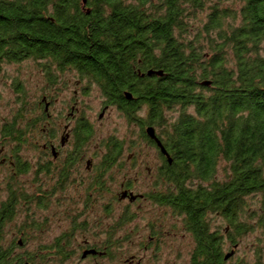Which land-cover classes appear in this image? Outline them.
Masks as SVG:
<instances>
[{
    "label": "trees",
    "instance_id": "16d2710c",
    "mask_svg": "<svg viewBox=\"0 0 264 264\" xmlns=\"http://www.w3.org/2000/svg\"><path fill=\"white\" fill-rule=\"evenodd\" d=\"M26 59L75 70L98 89L103 109L114 107L136 126L134 136L127 130L101 138L103 171L126 174L124 152L134 164L142 145L156 151L148 194L191 235L189 264H244L231 261L234 251L225 259L224 248L255 229L264 233V198L255 210L249 201L264 193V0H0V72ZM151 69L163 74L147 75ZM51 78L43 94L53 102L59 83ZM43 99L31 108L22 97L13 119L0 121V151L8 150L0 166L11 169L0 182V264L64 263L74 256L71 236L89 231L74 220L61 237L26 249L38 239L32 231L44 230L34 214L48 209L51 193L12 181L26 171V138L42 137ZM82 117L73 132L80 154L95 136ZM131 218L123 210L106 231L111 260L119 247L114 235ZM262 252L255 264H263Z\"/></svg>",
    "mask_w": 264,
    "mask_h": 264
},
{
    "label": "rangeland",
    "instance_id": "374dc122",
    "mask_svg": "<svg viewBox=\"0 0 264 264\" xmlns=\"http://www.w3.org/2000/svg\"><path fill=\"white\" fill-rule=\"evenodd\" d=\"M42 64H48L51 68L49 76H47L46 71L42 70ZM3 70L0 72V121H11L13 117L17 114L20 109V100L25 98L26 102H30L31 108H36L34 102L38 101L43 94V89H45L48 83L52 82L49 77L56 78L53 83L64 82L66 84V89L61 93V101L67 102L73 95L78 98L79 106L82 108L80 114L87 116L89 121L93 124L95 136L94 141L90 147H87V155H91L94 152L101 153L99 149V143L101 138L108 136L115 132L118 136L124 134L127 130L132 132V135L136 133V126H127L126 120L121 116L120 112L114 107H109L105 109L103 116L99 118L100 113H102V99L98 89L95 86H88L79 81L78 87L75 82L79 79L77 76H74L71 71L59 72L56 67L49 63V61H44V63L38 62L34 59H26L18 63H11L9 65L2 66ZM77 90L76 94H73L74 90ZM27 105V103H26ZM58 107H62L60 103H55L50 105L49 110L54 115ZM39 112V110H38ZM139 150L138 161H134L135 166L138 167L145 165V167L153 170L160 164L159 157L156 151L149 147L148 145H142V147L137 148ZM40 151L33 150L30 152L27 150V162L29 163V169L27 173H20L19 176H15V180L12 181L13 187L19 186L20 183L23 185L24 189L27 192H30L35 188H44L48 187L52 189L56 183L53 178L45 176L40 171L39 166H42L43 161L39 158ZM127 155V152H124V157ZM23 158V153H21ZM132 162L124 163V167L129 168L126 174L121 173L118 170H114V179H110V191L105 198V201L112 199L111 207L113 208L114 213H119L127 205V201L117 202L114 200V194L119 190V183L123 180L136 178L137 183L133 187L135 192H143L146 190L145 185L148 182V178L144 173H138L139 170L137 167L131 168ZM11 169L9 164L0 166V182L5 183L6 179L9 176ZM152 173V172H151ZM43 176V177H41ZM133 186V185H132ZM71 194V191H70ZM4 196V191H1V197ZM264 198V193H259L253 195L249 198L252 209H257L260 205L261 200ZM49 207L46 211L34 214V218L37 222H44L42 232L37 234V231H32V234H36L37 240L35 238L31 240L26 249L33 251L34 247L39 243H49L53 238L59 235L64 230H68L71 226L73 220L71 218L67 219L65 214L62 213V210L59 208L62 204L61 194H57L55 200H51ZM104 204V199L102 201ZM101 206L95 205V208H90L87 211V214L84 215L80 220L77 219V222H83L84 225H87L88 232H78L76 235L77 239L74 244V250L77 249L78 244H81L83 235H90L93 230L92 224L97 223L99 219H103V215L100 211ZM130 211L138 210L137 217L133 222L126 226L123 230L117 232V234L128 235L130 240L127 242L121 243V250L117 254H114L115 258H105L101 260V264H125L124 260L129 255H135L141 257L140 264H189V255L193 240L190 234L185 233L184 230L179 226L177 230L173 229L167 224H170L171 217L167 213L168 209L164 207L151 206L150 203H144L140 208L137 205L130 207ZM71 211V210H69ZM71 215V214H70ZM114 216V215H113ZM157 217H160L164 220L166 224H163V230H168L170 233L166 234L164 231L163 236L157 244L152 245L151 248L144 250L142 249V244L145 242L148 228L146 225ZM221 223V219H219ZM95 231V229L93 230ZM222 231V230H221ZM224 233V232H223ZM116 234V235H117ZM145 234L144 237L142 235ZM104 239V236L101 237ZM234 251V255L231 261H236L237 259L242 258L244 264H255L256 263V250H262L261 261L264 264V233L261 234L259 229H255L250 232L244 238H242L237 246L224 248L225 252ZM19 251H22L19 250ZM80 250H76V253ZM75 255L65 261L64 263H58L54 261H49L47 264H93L91 260H82L79 259V255ZM39 264V263H38Z\"/></svg>",
    "mask_w": 264,
    "mask_h": 264
},
{
    "label": "flooded vegetation",
    "instance_id": "af4514ba",
    "mask_svg": "<svg viewBox=\"0 0 264 264\" xmlns=\"http://www.w3.org/2000/svg\"><path fill=\"white\" fill-rule=\"evenodd\" d=\"M57 70L61 73L62 70ZM71 71L74 76L78 77V74L75 70H66ZM45 72V71H44ZM47 76L49 74L46 72ZM76 86L79 85V79L75 82ZM48 87V86H47ZM58 90L56 91V97L53 102L49 101L46 94H41L44 98V107L43 111H45L46 118L42 120L41 124V138L39 139H29L24 141V147L21 150L23 153V160L25 162L27 173V150L32 152L33 150H39L41 158L43 161L42 167L40 168V172L45 176H49L55 180L54 187L52 189L47 186L44 187L45 191L51 193V200H55L57 194H61L62 204L59 205L62 213L65 214L64 217L67 219L71 218V220H77L78 213L80 211L84 212V215L87 214V211L90 208L94 209L95 205L101 206L99 209L103 215V219L97 220V223L92 224L93 230L90 235H83L81 244H78L76 250H80V255L85 250H93L86 255L82 260H91L93 264H101V260L108 258L107 253V243L109 237L106 235V231L111 225L117 221L116 218L121 216V210L119 213H114L113 208L111 207L112 199L105 201V198L110 191V179L111 178V168H108L106 171H103L104 164H101L104 156L100 154H95V152L91 155H87V149H83V154H80L79 150V140L77 137H74V129L79 127V122L81 117H85L87 123L93 127V124L89 121L87 116L81 115L78 98L73 95L67 102L61 101L62 92L66 89V84L64 82H59ZM45 92V90H43ZM43 92V93H44ZM77 90L75 89L73 94H76ZM55 103H60L62 107H58L56 113L53 115L49 107L50 105H54ZM103 109V107H102ZM107 109V108H106ZM82 117V118H83ZM99 118H101L99 116ZM51 134H54L51 135ZM1 149V148H0ZM7 153L6 148H2V152ZM139 157V156H138ZM131 156H125L123 159H127L130 161ZM5 159V157H4ZM138 161V158L136 159ZM126 162V161H124ZM29 165V164H28ZM136 164H132L130 167L134 168ZM47 166V167H46ZM139 170L138 173H144L148 178V182L145 185L146 190L143 192H135L133 187L137 183L135 177L133 179L123 180L119 183V190L114 194V200L117 202L127 201V205L124 208L125 215L130 217L131 214L134 217H137L138 210L130 211V207L133 205H137L138 208L142 206L144 203H150L151 206H156L153 203L152 199L149 197V184L153 182L154 172L149 171V168L145 167V165L137 167ZM29 169V168H28ZM152 172V173H151ZM43 177V176H41ZM130 181V182H129ZM133 185V186H132ZM71 191V194H70ZM127 192L125 196H123V192ZM137 195L135 198H132L130 193ZM104 199V204L102 203ZM51 204V203H49ZM71 210V211H69ZM111 210L113 213H111ZM171 217L170 224H167L175 230L179 227V221H177L174 216L171 214V211L167 212ZM71 214V215H70ZM114 215V217H113ZM135 218L129 219V222L125 224L122 229L128 226L131 222L135 220ZM83 223V222H82ZM220 223V222H219ZM73 224V223H72ZM166 224L163 219L157 217L154 221L148 223L146 227L148 228L145 242L142 244V249L147 250L152 247V245L157 244V241L161 239L163 236V232L166 234L170 232L168 230H163L162 226ZM118 230V231H120ZM220 228V232L218 233L222 236L223 231ZM117 231V232H118ZM186 233V232H185ZM188 233V232H187ZM189 234V233H188ZM102 235L104 239H102ZM115 234L114 238L117 240L119 247L113 249L115 254L121 250V243L127 242L130 240L128 235ZM77 235H72V251L75 255L76 250H74V244L76 242ZM145 234L142 235L144 237ZM55 237H61L57 235ZM126 238V240H124ZM54 239V238H53ZM76 255H79L77 254ZM79 255V256H80ZM125 264H140L141 257H137L135 255H129L125 260Z\"/></svg>",
    "mask_w": 264,
    "mask_h": 264
},
{
    "label": "water",
    "instance_id": "95a60500",
    "mask_svg": "<svg viewBox=\"0 0 264 264\" xmlns=\"http://www.w3.org/2000/svg\"><path fill=\"white\" fill-rule=\"evenodd\" d=\"M87 12H89V11L87 10ZM146 74H147V75H153V74H155V75H162V74H163V71H162V70H152V69H151V70H148ZM202 84H204V85H209L210 82L205 80V81L202 82ZM126 97H127V98H131V94L128 92V93L126 94ZM104 111H105V109H103L102 113H100V115H99L100 117L103 116ZM146 133H147V135H148L149 137H151V138H153V139L155 138L154 129H153L151 126H149V127L146 128ZM156 142H157V145L159 146V148H160L162 154L166 155V150L164 149L163 146H161L160 141L157 140ZM126 193H127V192L125 191V192H123L122 195L125 196ZM130 194H131L132 198H135V197H136V195H134L132 192H131ZM91 251L93 252V250H90V251H89V250H86V251H84V252L82 253V257H85V256H86L88 253H90ZM232 254H233V250L230 251V252H228V253H226V254H225V259L229 258Z\"/></svg>",
    "mask_w": 264,
    "mask_h": 264
}]
</instances>
